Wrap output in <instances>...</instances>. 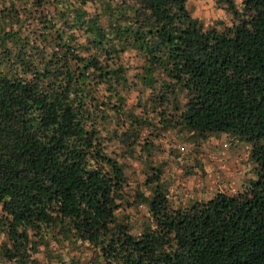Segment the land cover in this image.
Instances as JSON below:
<instances>
[{"label":"trees","instance_id":"obj_1","mask_svg":"<svg viewBox=\"0 0 264 264\" xmlns=\"http://www.w3.org/2000/svg\"><path fill=\"white\" fill-rule=\"evenodd\" d=\"M221 1L216 26L186 0H0V258L31 264L52 240L101 264H264V0ZM147 125L246 141L255 177L173 207L147 164L149 220L133 232L109 142L132 146Z\"/></svg>","mask_w":264,"mask_h":264},{"label":"rangeland","instance_id":"obj_2","mask_svg":"<svg viewBox=\"0 0 264 264\" xmlns=\"http://www.w3.org/2000/svg\"><path fill=\"white\" fill-rule=\"evenodd\" d=\"M239 1L234 0L236 5ZM185 4L189 13L199 18L204 25L221 26L230 21L225 3L221 0H186ZM120 61L129 66L130 75L139 58L134 51L128 50L121 53ZM141 86L137 83L128 92L126 107L135 102ZM177 97L179 104H182V93ZM141 133L137 141L127 148L109 142V147L111 145L117 153L120 152L118 159L123 163L126 178L123 191L128 203L122 202L119 211L127 215L122 220L130 225L133 232L141 229L149 220L145 204L136 196V191L147 193L142 183L143 170H147V164L160 165L161 177L167 184V196L173 207L208 198L216 191H240L248 179L255 177L248 143L232 139L226 133L214 132L200 138L177 126L155 130L148 125L141 129ZM33 256L35 261L31 264H101L100 258L87 243H59L51 240L47 247L39 244ZM0 264L8 262L0 258Z\"/></svg>","mask_w":264,"mask_h":264}]
</instances>
